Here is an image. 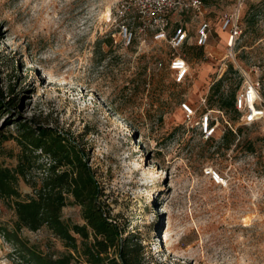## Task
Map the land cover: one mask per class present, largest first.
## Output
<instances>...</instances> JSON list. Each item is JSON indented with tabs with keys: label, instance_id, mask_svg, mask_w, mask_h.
Wrapping results in <instances>:
<instances>
[{
	"label": "rangeland",
	"instance_id": "obj_1",
	"mask_svg": "<svg viewBox=\"0 0 264 264\" xmlns=\"http://www.w3.org/2000/svg\"><path fill=\"white\" fill-rule=\"evenodd\" d=\"M200 1L199 13L182 17L192 38L179 51L189 77L176 85L167 69L155 67L172 53L165 42L136 32L129 47L120 46L116 0H0V95L14 99L16 119L35 116L77 143L108 210L134 235L146 264H264L259 126H241L237 113L222 110L218 135L202 141L178 108L202 95L217 108L221 94L236 95L247 80L259 83L264 101V0L240 7L238 0ZM237 12L240 34L229 48L219 22ZM202 18L211 24L206 48L193 45ZM228 130L234 138L223 141ZM0 134H14V125ZM17 153L12 140L1 142L0 168H13ZM16 189L31 193L20 178ZM61 218L81 224L75 206H65ZM15 220L10 200L0 199V226L44 255L64 252L45 228L17 229ZM14 255L0 237V264H12Z\"/></svg>",
	"mask_w": 264,
	"mask_h": 264
},
{
	"label": "trees",
	"instance_id": "obj_2",
	"mask_svg": "<svg viewBox=\"0 0 264 264\" xmlns=\"http://www.w3.org/2000/svg\"><path fill=\"white\" fill-rule=\"evenodd\" d=\"M222 79L211 87L221 85ZM235 93L221 94L217 106L233 111ZM13 98L0 95V117L7 113L0 129L14 125V134H0V143L12 140L18 147L13 168H0V199L10 200L17 229L35 232L45 228L56 238L64 252L54 255L27 247L14 233L0 226V237L13 247L12 264H146L136 238L115 220L108 210L103 190L87 164L82 149L65 133L38 122L35 116L16 119ZM231 130V129H230ZM228 135L234 138L231 131ZM44 158L46 162H39ZM31 189L21 194L17 179ZM79 210L81 224L64 221L61 210L67 206Z\"/></svg>",
	"mask_w": 264,
	"mask_h": 264
},
{
	"label": "built area",
	"instance_id": "obj_3",
	"mask_svg": "<svg viewBox=\"0 0 264 264\" xmlns=\"http://www.w3.org/2000/svg\"><path fill=\"white\" fill-rule=\"evenodd\" d=\"M239 7L242 0H238ZM203 8L200 0H116L113 23L115 34L122 48L129 47L134 40L135 33L145 35L149 33L156 42H165L172 51L168 61H158V70L167 69L172 82L183 85L189 77V66L179 51L192 40L186 25L182 23L183 15L191 12L199 13ZM239 13H231L221 17L220 31L227 36V47H233L238 38ZM171 23L175 26L171 29ZM211 24L200 19L193 38V45L206 48L209 42ZM182 112L183 122L195 131L202 141H211L219 133L218 113L223 111L211 108L206 95H202L192 104L183 101L178 106ZM234 109L240 116L241 126L258 125L260 135L264 137V101L260 97L258 82L247 80L243 88L235 95ZM231 129V128H230ZM232 130V129H231ZM211 181L222 185L223 179L211 169L205 171Z\"/></svg>",
	"mask_w": 264,
	"mask_h": 264
}]
</instances>
